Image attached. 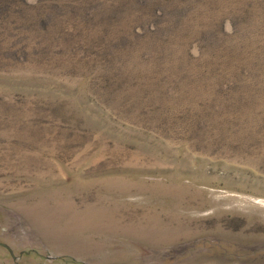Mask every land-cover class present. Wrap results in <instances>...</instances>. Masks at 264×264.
Here are the masks:
<instances>
[{"label": "rangeland", "instance_id": "obj_1", "mask_svg": "<svg viewBox=\"0 0 264 264\" xmlns=\"http://www.w3.org/2000/svg\"><path fill=\"white\" fill-rule=\"evenodd\" d=\"M19 1L0 264H264V0Z\"/></svg>", "mask_w": 264, "mask_h": 264}, {"label": "trees", "instance_id": "obj_2", "mask_svg": "<svg viewBox=\"0 0 264 264\" xmlns=\"http://www.w3.org/2000/svg\"><path fill=\"white\" fill-rule=\"evenodd\" d=\"M9 0H0V3H3V2H8ZM10 1H12V0H10ZM15 1V0H14ZM17 1H19V0H17ZM20 2V1H19ZM159 2V0H151V1H149V2H145V3H154V4H157ZM22 3V2H21ZM115 3H112V6L109 8L110 10H112L113 9V5H114ZM9 5V4H8ZM7 5V6H8ZM146 7H148V6H144V7H142V8H139V7H135V8H137V9H140V10H143V9H145ZM114 11V10H113ZM112 11V12H113ZM167 11H168V9H167ZM149 17H154V16H156V12L155 11H152V12H150V13H148L147 14ZM157 18V17H156ZM156 18H154L153 19V21L156 19ZM173 23H182V21H181V17H180V20L179 21H173Z\"/></svg>", "mask_w": 264, "mask_h": 264}]
</instances>
